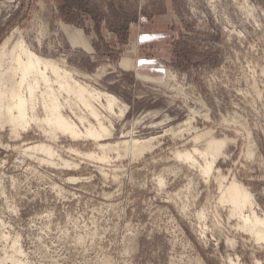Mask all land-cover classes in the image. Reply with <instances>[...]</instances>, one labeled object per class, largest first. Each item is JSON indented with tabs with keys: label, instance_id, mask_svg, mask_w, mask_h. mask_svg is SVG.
Listing matches in <instances>:
<instances>
[{
	"label": "rangeland",
	"instance_id": "rangeland-1",
	"mask_svg": "<svg viewBox=\"0 0 264 264\" xmlns=\"http://www.w3.org/2000/svg\"><path fill=\"white\" fill-rule=\"evenodd\" d=\"M19 35L127 103L110 141L157 138L138 159L102 163L69 149L99 153L92 141L0 131V264H264L216 178H236L264 213V0H0V44ZM143 57L145 77L129 67ZM195 131L226 140L209 175L174 158ZM41 141L79 169L23 151Z\"/></svg>",
	"mask_w": 264,
	"mask_h": 264
},
{
	"label": "bare ground",
	"instance_id": "bare-ground-1",
	"mask_svg": "<svg viewBox=\"0 0 264 264\" xmlns=\"http://www.w3.org/2000/svg\"><path fill=\"white\" fill-rule=\"evenodd\" d=\"M12 38L9 36L0 44V131L10 128L11 136L18 140L23 130L38 127L52 141H57L60 135L75 142L92 141L100 150L99 153H96L97 150L83 152L70 146L69 149L78 156L92 160L97 158L102 163L110 161V152H116L119 158L131 154L138 159L146 151H152L157 137L110 141L115 129L113 116L124 117L128 108L126 102L84 81L80 72L68 67L65 58L46 57L38 53L22 35L17 36L16 40ZM191 125V121L185 124L188 131L192 129ZM166 132L175 136L181 130L178 132L171 128ZM192 140L195 143L193 148L175 150V161L185 162L199 168L202 174L209 175L215 170V163L223 153L226 140H219L211 131L196 132ZM54 146L41 141L37 145H27L23 151L51 165L73 169L80 166L81 163L77 164L74 159L71 161L70 158H64ZM76 177L69 179H80ZM216 178L221 193L219 199L222 204L230 207L229 218L237 220L238 229L246 232L257 243H264V213L259 211L261 206L256 203L254 195L236 178L228 181L219 174ZM158 182L163 186L165 181L160 177ZM206 216L205 209L199 211L198 219L204 220ZM13 243L15 252L24 256L19 239H14ZM229 243L232 245L233 240L229 239ZM13 260L15 264H26L23 259ZM228 261L235 263L231 256ZM255 264H260V261L256 260Z\"/></svg>",
	"mask_w": 264,
	"mask_h": 264
},
{
	"label": "crops",
	"instance_id": "crops-1",
	"mask_svg": "<svg viewBox=\"0 0 264 264\" xmlns=\"http://www.w3.org/2000/svg\"><path fill=\"white\" fill-rule=\"evenodd\" d=\"M159 34V33H158ZM158 34H155L157 37H155V38H157V40L156 41H158V42H162L163 41V39L165 38V35H161V36H159ZM74 35H75V37H77L78 38V36H80V37H82L83 35H84V33H82L81 31H75L74 32ZM83 38V37H82ZM146 38H148V37H146ZM155 38H150L149 37V40H150V42L151 41H155ZM155 41V42H156ZM128 59H130V58H128ZM152 61V60H151ZM130 62H131V65L132 66H129V67H133L134 69H136V70H138L139 71V69H140V71L142 72V76H146V69H147V67H148V65H149V62L150 61H148V59L147 58H139V59H137L136 61H134V63L132 62V59H130ZM157 69H159L158 67H156ZM162 70V69H161ZM147 73H148V71H147ZM159 75V74H158ZM159 77V76H158Z\"/></svg>",
	"mask_w": 264,
	"mask_h": 264
}]
</instances>
